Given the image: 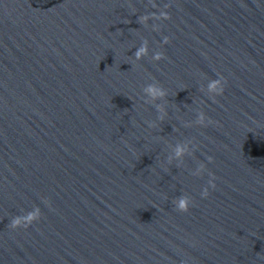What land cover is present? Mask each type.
Segmentation results:
<instances>
[{
	"label": "water",
	"instance_id": "obj_1",
	"mask_svg": "<svg viewBox=\"0 0 264 264\" xmlns=\"http://www.w3.org/2000/svg\"><path fill=\"white\" fill-rule=\"evenodd\" d=\"M0 264H264V0H0Z\"/></svg>",
	"mask_w": 264,
	"mask_h": 264
},
{
	"label": "clouds",
	"instance_id": "obj_2",
	"mask_svg": "<svg viewBox=\"0 0 264 264\" xmlns=\"http://www.w3.org/2000/svg\"><path fill=\"white\" fill-rule=\"evenodd\" d=\"M166 15H168L169 16V18H170V14H166ZM169 38H166V41L168 40ZM143 51H145V49H140V51L137 53V55L139 56ZM161 55L162 54H157V59H160L161 58ZM213 87H215V84H213L212 85ZM149 91H152V93H153V95H157V94H159V95H163V92L162 91H160V92H157V90H155V89H152V88H150V89H148ZM224 92V89H221V93H223ZM179 154V153H178ZM212 187L214 188L215 187V183H213V185H212ZM209 195V192L207 191V190H205V196H208ZM179 207H180V209L181 210H183V211H185V212H187L188 210H189V206H188V203H187V201L186 200H180V202H179ZM36 218V214H30L28 217H27V220H28V224H25L24 225V227L25 228H27V227H29L30 226V224H31V221L33 220V219H35ZM20 224V219L19 218H17L16 220H14L13 222H12V227H16L17 225H19Z\"/></svg>",
	"mask_w": 264,
	"mask_h": 264
}]
</instances>
